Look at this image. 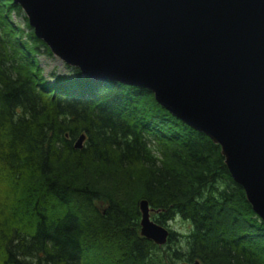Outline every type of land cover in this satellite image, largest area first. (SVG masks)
Segmentation results:
<instances>
[{
    "label": "trees",
    "instance_id": "obj_1",
    "mask_svg": "<svg viewBox=\"0 0 264 264\" xmlns=\"http://www.w3.org/2000/svg\"><path fill=\"white\" fill-rule=\"evenodd\" d=\"M38 54L53 55L0 0V174L33 184L26 220L0 216V264H264V222L219 145L146 88L68 65L48 82ZM141 199L166 228L190 222L185 243L169 228L163 245L140 235Z\"/></svg>",
    "mask_w": 264,
    "mask_h": 264
},
{
    "label": "water",
    "instance_id": "obj_2",
    "mask_svg": "<svg viewBox=\"0 0 264 264\" xmlns=\"http://www.w3.org/2000/svg\"><path fill=\"white\" fill-rule=\"evenodd\" d=\"M13 2L66 65L93 79L148 89L219 145L264 222V0ZM138 207L140 235L165 244L169 231L150 218L148 201Z\"/></svg>",
    "mask_w": 264,
    "mask_h": 264
},
{
    "label": "rangeland",
    "instance_id": "obj_3",
    "mask_svg": "<svg viewBox=\"0 0 264 264\" xmlns=\"http://www.w3.org/2000/svg\"><path fill=\"white\" fill-rule=\"evenodd\" d=\"M10 20L14 25H18L19 27L24 28V21L21 14L18 15L14 12L11 13ZM37 60L38 65L42 70V74L48 82H52V77H54L55 75H66L70 73V70L67 68V65L54 55L49 56L46 54H38ZM82 134L84 135V139L81 142V145L82 147H84L86 144L87 136L84 133ZM8 177H11V175L0 174V216L5 220L7 219L8 222H11L10 224L12 225L22 222L28 218L29 211L28 204L26 202L28 200L29 194L26 193L30 191L33 184L32 180L30 178H26V176L18 177L17 180L14 182L12 181L13 178L11 177V182H6L5 180H7ZM101 207L103 208L104 205L101 204ZM153 213L154 210L151 208V219ZM22 215L24 216L21 218ZM167 228L176 231L179 234V241L181 243H185V240L187 239L186 236L192 229V225L186 220H183L179 217H175L167 223Z\"/></svg>",
    "mask_w": 264,
    "mask_h": 264
}]
</instances>
